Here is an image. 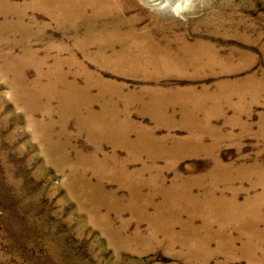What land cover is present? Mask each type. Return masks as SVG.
I'll use <instances>...</instances> for the list:
<instances>
[{"label": "rangeland", "instance_id": "374dc122", "mask_svg": "<svg viewBox=\"0 0 264 264\" xmlns=\"http://www.w3.org/2000/svg\"><path fill=\"white\" fill-rule=\"evenodd\" d=\"M8 1L32 34L16 28V13L0 15V264H264V243L252 241L254 251L242 255L245 238L234 226L223 251L224 239L212 237L207 250L194 252L167 234L169 220L153 221L154 206L165 200L161 188L168 196L187 189L198 200L213 189L225 200L237 193L239 203L263 197L264 208V188H250L264 166V0H102L111 12L121 7L101 19L116 36L105 62L85 57L77 43H85L91 13L82 0L76 6L85 19L68 29L32 0ZM25 41L44 60L39 69L12 64ZM98 43L86 53L100 54ZM69 56L72 63L61 67L66 81L88 86L92 96L109 93L116 126L131 143L138 135L153 142L151 152L92 136L56 98L37 97L35 84L48 82L39 70ZM30 91L35 98L25 100ZM215 161L238 178L221 182ZM125 182L142 186L138 198L151 197L144 214ZM91 187L105 197L89 196ZM180 220L173 237L182 232ZM191 226L204 237L202 219Z\"/></svg>", "mask_w": 264, "mask_h": 264}, {"label": "bare ground", "instance_id": "6f19581e", "mask_svg": "<svg viewBox=\"0 0 264 264\" xmlns=\"http://www.w3.org/2000/svg\"><path fill=\"white\" fill-rule=\"evenodd\" d=\"M77 1L80 0H32L31 6L35 9H38L39 11L46 13L58 26L61 27V29H68L70 27L76 28L78 26V21L85 19L83 17V14H85L83 13L85 9L77 7L76 6ZM82 1L85 2L86 6L91 9V13L86 22L87 26H86V31L84 33V37L86 39L85 43L82 45H80L79 42L77 43L80 48H84L83 55L89 59L94 60L96 57L103 55L108 49L107 46L112 44L109 43V41H113L116 38V36L113 33H111V29L108 26V24L102 23L103 21L101 19L105 18L106 16L112 13H119L121 11V7L120 5H118L115 8L114 12H111L110 8L105 7L107 1L106 2H102V0H82ZM141 1L148 4H154L159 2L160 0L159 1L141 0ZM17 11L18 10H16L14 6H11L9 4L8 0H0V15L7 16L10 15L12 12L17 14L18 13ZM17 17H19V19H17L16 28L23 27L22 28L23 33L26 34V37H29L32 34L30 32V29H28L29 30L28 31L26 26H23L24 23L21 19L22 17H20L18 14ZM99 20L100 23L98 22ZM6 25L8 26V29L11 28L9 27L8 23ZM3 27L5 28V25L2 26V28ZM92 32L97 33V35H93ZM95 39H98V41H100V44L98 43L99 44L98 52L100 54L90 55L89 53H86V51L88 52L89 49L94 45ZM128 49H129L128 45L125 44L126 52ZM115 55H117V53H115ZM71 56L67 57L66 59L55 57L53 67L51 70L46 72H41L39 70V77L42 78L44 76L48 82L45 85V88L44 86L38 85V83L35 84L34 88L37 97L47 96L48 98H56L59 103L61 112L73 114L81 118L80 120L82 123V124L80 123L81 126H89L88 128L92 129L91 130L92 136H95L94 134L97 133L98 136L106 138L112 142L123 144L126 148L130 149L131 151H135L139 148L141 150L142 147H144L145 149L149 148L150 151L154 145L153 142L150 143L149 140L145 139L146 137L144 138L143 136L138 135L136 142L134 141L131 143L128 140V134H126L127 129L122 130L120 128L121 127L120 124L116 126L115 121L117 119L115 120L116 117L115 115H113L112 112L113 103H111L110 100L111 95L109 93H107L106 95L99 93L98 96H92L89 94L88 86H86L85 88H78L75 83L66 81L67 77L65 75L67 74L62 73L61 67L65 63L71 64L72 60H75V56H72V60H71ZM154 57L155 56L149 54L148 57L146 58L150 60V59H155ZM34 59L37 60L35 61ZM101 59L103 62L106 61L104 55L101 57ZM12 61H13L12 64H15L14 66H19V64L22 63H33L35 67L38 69L44 64V60H41L40 58L39 59L36 58V52L30 49L29 45L27 44V41H25V45H23L21 56H19L16 59L14 58ZM57 84H60L63 87V89L57 91L55 89L57 87ZM35 96L36 95L33 93V91H30L24 94L23 98L25 100L28 99L33 100ZM100 99H102L101 107H100L101 110L99 114L93 113L91 107L95 103H99ZM109 109L112 110L111 111L112 113L110 112ZM82 110H84V112L85 111L87 112L84 117L80 116V112ZM168 152L164 151L165 154H168ZM171 152L176 153V149H174ZM229 169H230L229 167L222 166L219 163V161H215V171L213 172V175L218 176L223 173L220 179L221 182L225 180H227L228 183L233 182L238 178L237 177L238 175H236L234 172L232 173L229 172L228 171ZM256 169H261V171L258 172L257 174L258 176L256 177L257 184H255V179H254V186H250V188H256L258 187L257 186L258 184H261L262 188H264V166L260 165L259 167H256ZM119 172L124 173L123 170H118V173ZM247 175H249V173ZM124 176L125 175L123 174L121 175V177ZM128 178L129 176H126L124 180ZM151 182L152 181H150V183ZM126 184H128L130 188V195H131L130 201L133 202L136 211L139 212L141 210L142 213L144 214V211L146 209V202L148 201L150 202L151 197L150 198L146 197L142 199L139 196L138 198V194H140L139 191L142 186H139L138 184L136 185L135 183L134 184L126 183ZM174 189L175 190L178 189L176 185ZM159 191L163 195V197H165V200L161 205L154 206L156 210V214L154 215L153 221L156 220L159 222V221L169 220L170 222L167 225H165V231L169 236H171V239L174 242L181 243L185 248H187V250L192 251L191 250L192 248H195L193 250L194 252H197V250H200V248L207 250L209 239L212 237H216V238L224 239L220 242V247H219L220 251H223L230 245L231 238H230V234H228L227 231L228 228L232 226H234L237 234H239L238 235L239 237L241 236L245 238L244 243L246 244L245 247L243 248L244 251H242L243 252L242 255L254 251L253 247L255 244H253L252 241L257 242V244L264 243V208H262L263 206H261L260 204V201L261 199H263V197L262 198L257 197L255 201L245 200L239 203L237 201L238 199L237 193L234 194L233 192H231L230 198L225 200L223 196L216 197L214 194L215 193L214 189L211 191L209 195L204 196L202 200H198L197 198L191 195L189 190L183 188L181 189L179 188L176 194H172L169 196L168 194L170 192L168 190H164L161 188L159 189ZM93 192L94 194H96L95 196H101L103 198L105 197V195H103L102 193L103 191L101 190V188L95 189L91 187L89 191V196L94 195L92 194ZM174 201L179 203L178 208L175 209L177 215H174L175 213L174 209H173V213L170 209V207L174 205ZM166 209L168 210L166 211ZM182 212L186 214V218L183 222L180 220L178 216ZM197 218H199L200 220L202 219L203 221V229L205 232L203 238H199L198 236L199 234L197 235V232H199V230L198 231L194 230L192 229L191 226L193 221ZM177 220L181 221L182 232L180 233L179 236L173 237L171 234L172 225H173L172 223L175 221L177 222ZM214 224H217V229L212 232L210 228H212Z\"/></svg>", "mask_w": 264, "mask_h": 264}]
</instances>
